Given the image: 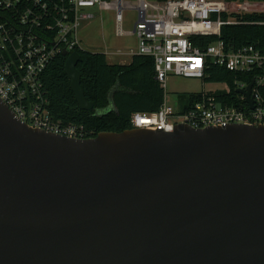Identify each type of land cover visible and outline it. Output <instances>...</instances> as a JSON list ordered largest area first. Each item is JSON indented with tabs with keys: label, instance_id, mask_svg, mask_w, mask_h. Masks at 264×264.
Returning <instances> with one entry per match:
<instances>
[{
	"label": "water",
	"instance_id": "obj_1",
	"mask_svg": "<svg viewBox=\"0 0 264 264\" xmlns=\"http://www.w3.org/2000/svg\"><path fill=\"white\" fill-rule=\"evenodd\" d=\"M0 264H264V125L73 139L0 99Z\"/></svg>",
	"mask_w": 264,
	"mask_h": 264
},
{
	"label": "built area",
	"instance_id": "obj_2",
	"mask_svg": "<svg viewBox=\"0 0 264 264\" xmlns=\"http://www.w3.org/2000/svg\"><path fill=\"white\" fill-rule=\"evenodd\" d=\"M63 2L70 16L56 4ZM93 8L115 10L116 22L122 20L124 6L117 0H0V99L29 127L83 139L82 126L53 121L41 94L40 77L55 51L63 49L70 54L76 46L81 47L77 28L80 22L94 18L89 12ZM222 13H264V2L139 0L138 20L133 27L136 54L153 59L155 80L163 90L170 76L202 80L209 62L232 73L251 74L253 108L238 93L234 103L224 97L218 101L213 96H203L185 112L164 102L157 113L134 114V128L169 132L179 124L194 129L264 125V49L247 46L226 52L224 45L217 42L200 50L190 41L195 36H219L222 25L234 24L233 20L222 21ZM54 28L56 35L50 40L45 35ZM250 84L235 82V88L245 90ZM223 91L228 93V87Z\"/></svg>",
	"mask_w": 264,
	"mask_h": 264
},
{
	"label": "trees",
	"instance_id": "obj_3",
	"mask_svg": "<svg viewBox=\"0 0 264 264\" xmlns=\"http://www.w3.org/2000/svg\"><path fill=\"white\" fill-rule=\"evenodd\" d=\"M109 1V0H106ZM163 3L167 0H155ZM224 2H264V0H222ZM60 5L70 16L65 2ZM213 16V19H216ZM224 22L233 20L234 24L222 25L219 36L191 37L192 44L200 50L221 42L226 52H235L247 46L264 49V13L221 14ZM56 35V28L47 32L50 40ZM62 50L55 51L41 77V94L47 100V111L53 121L62 125L83 127V139L95 138L103 132L120 133L131 130L134 114L150 115L157 113L164 103L165 92L155 80L153 59L133 55L128 65L109 64L100 52H91L76 46L71 52L79 55L76 66L80 74V87L87 102L93 103L91 111L80 110L64 72L67 57ZM70 53V54H71ZM251 74L232 73L223 66L208 63L202 81L206 84H225L229 92H201L183 96L179 111L185 112L203 96H213L218 101L226 98L229 103L237 99L235 82L250 84Z\"/></svg>",
	"mask_w": 264,
	"mask_h": 264
},
{
	"label": "rangeland",
	"instance_id": "obj_4",
	"mask_svg": "<svg viewBox=\"0 0 264 264\" xmlns=\"http://www.w3.org/2000/svg\"><path fill=\"white\" fill-rule=\"evenodd\" d=\"M116 0H109L115 2ZM155 2V0H147ZM133 8L122 9L121 31L123 35H115V10L101 11L98 8L90 9L94 16L92 20L80 22L77 28V39L84 50L91 52L107 53L109 63L120 62L121 56H112L116 53L136 54V37L127 35L132 32L134 24L138 20V11L134 8L139 0H121ZM134 55V54H133ZM224 84H206L200 79H186L170 76L166 81L164 89V102L167 106L178 110L182 104V97L188 94L201 92L222 91Z\"/></svg>",
	"mask_w": 264,
	"mask_h": 264
},
{
	"label": "crops",
	"instance_id": "obj_5",
	"mask_svg": "<svg viewBox=\"0 0 264 264\" xmlns=\"http://www.w3.org/2000/svg\"><path fill=\"white\" fill-rule=\"evenodd\" d=\"M122 5L124 6L123 9H128V8H133L131 6H129L128 3H124L122 2ZM138 7H139V2H137L136 6L134 7L137 11H138ZM115 35L116 36H121L123 35L122 31H121V23H117L115 20ZM127 35H133V30L131 33L127 34ZM134 36V35H133ZM136 44H137V39H136ZM134 51H130L129 53H116V54H112V56H121L122 59L120 60V62H114V63H109L107 60V53H105L106 56V60L109 64H117V65H128L131 60H132V56L133 54L135 55V53H133Z\"/></svg>",
	"mask_w": 264,
	"mask_h": 264
}]
</instances>
